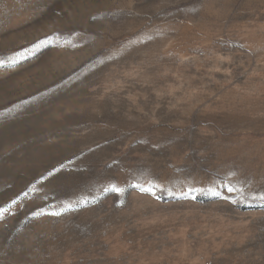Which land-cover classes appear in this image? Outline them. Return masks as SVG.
I'll return each instance as SVG.
<instances>
[{
    "label": "rangeland",
    "instance_id": "1",
    "mask_svg": "<svg viewBox=\"0 0 264 264\" xmlns=\"http://www.w3.org/2000/svg\"><path fill=\"white\" fill-rule=\"evenodd\" d=\"M0 264H264V0H0Z\"/></svg>",
    "mask_w": 264,
    "mask_h": 264
}]
</instances>
